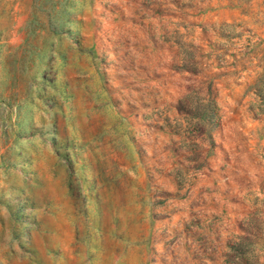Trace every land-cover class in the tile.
Instances as JSON below:
<instances>
[{"label": "rangeland", "instance_id": "obj_1", "mask_svg": "<svg viewBox=\"0 0 264 264\" xmlns=\"http://www.w3.org/2000/svg\"><path fill=\"white\" fill-rule=\"evenodd\" d=\"M0 264H264V0H0Z\"/></svg>", "mask_w": 264, "mask_h": 264}]
</instances>
